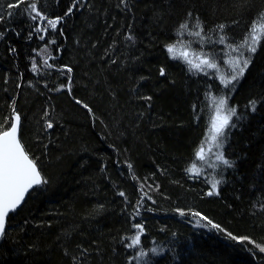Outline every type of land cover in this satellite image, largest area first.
<instances>
[{"label":"trees","instance_id":"16d2710c","mask_svg":"<svg viewBox=\"0 0 264 264\" xmlns=\"http://www.w3.org/2000/svg\"><path fill=\"white\" fill-rule=\"evenodd\" d=\"M10 2L0 0V130L11 122L15 101L21 142L48 183L11 220L0 241V264H73V257L81 259L77 245L89 249L86 264H137L139 249L125 247L133 222L145 229L140 249L148 255L141 264H264V40L232 93L222 90L214 74L190 72L167 52L168 45L182 41L223 59L227 48L215 27L226 25L228 37L240 41L264 11V0H132L131 12L118 10V0H91L92 11L66 18L64 36L57 34L48 48V37L29 39L33 24L26 16L7 15L17 11L7 7ZM70 2L40 0L53 18ZM188 12L193 19L181 30ZM195 17L203 26L201 37L190 34L199 30ZM129 24L137 37L134 47L123 40ZM45 59L51 69L42 64ZM63 66L72 72L61 75ZM69 76L71 93L56 91ZM222 95H230L229 105L245 117L223 146L233 168L195 159L213 101ZM253 99L255 112L246 108ZM49 120L54 127L46 131ZM194 162L199 175L186 171ZM214 180L222 181L220 194L208 196ZM228 233L247 239L232 240Z\"/></svg>","mask_w":264,"mask_h":264},{"label":"snow or ice","instance_id":"6c2138e0","mask_svg":"<svg viewBox=\"0 0 264 264\" xmlns=\"http://www.w3.org/2000/svg\"><path fill=\"white\" fill-rule=\"evenodd\" d=\"M116 8L122 12H131L132 10V0H118L115 5ZM7 7L9 9H15L16 12H8L9 17L13 15H24L33 24L31 31L29 32V39L34 34H39L38 38L40 40H45L48 37V43L44 46L48 48L51 44H56V35L64 36L63 22L66 18L74 15L76 12H80L84 9L92 11L93 4L91 0H71L70 5L67 7L63 15L56 17H49L41 7L40 0H12ZM193 19V13L188 12L186 20L179 25L181 30L188 29V20ZM194 27L199 29L197 31L191 32V35L201 37L203 33V26L199 20V17H195ZM4 20V15L0 14V21ZM108 27H111L109 25ZM226 25L220 24L215 27L213 31L220 33L218 36V42L220 44L226 45L227 52L224 55L228 56L227 60L223 63L226 66V71L223 75H219L218 79L222 85V90H226L227 93H232L235 91L237 84L244 77L246 70L249 68L253 61L254 55L257 53L259 47L261 46V41L264 40V11H261L252 20L248 26L247 33L242 37L240 41H235L234 39L228 37L227 33L224 32ZM3 33H0V39L3 38ZM18 35V33H17ZM119 35V31H117ZM123 40L126 42V46L134 47L136 44L137 37L132 31L131 24L128 25V31L124 34ZM231 41V42H230ZM116 41L113 40L114 46ZM95 47V45H93ZM41 49L40 51H43ZM14 51V49H13ZM107 54V49L105 50ZM175 45H168L167 52L169 54L174 53ZM39 56V52H37ZM180 56L183 58L184 62L189 66V71H195L197 73L203 72L205 75L210 73L207 70H213L212 74L219 71V65L215 63L208 55L201 52L199 55L193 54V58H189V53L182 51ZM176 59V56H172ZM49 59H55V57H49ZM115 63V60L112 61ZM42 64L47 68L51 69L53 65L48 63L45 59ZM37 63L35 58H33L32 71H37ZM65 72L71 73L72 69L68 66H63L60 69V74L64 75ZM160 76H166L165 69L163 67L159 70ZM146 79L141 77V80ZM71 77H68V84L61 85L60 88L55 89L60 91L64 88L71 93ZM47 86V85H46ZM51 90V89H50ZM146 101H151V96L141 97ZM230 95H222L217 100L213 101L212 114L206 125V133L201 141L200 146L195 152V159L198 161H205V146L207 145L208 157H214L216 164L209 163L210 167H215L218 165H223L227 168H233L235 166V161L227 159L223 152V146L225 142L231 135V130L237 128L239 121L243 120L245 117L238 114L237 106L229 105L228 101ZM76 103L80 104L81 101L77 100ZM258 101L253 99L249 100L246 108L251 112L256 111ZM84 108L88 109L89 112L92 110L87 104L83 105ZM149 107L151 105L149 104ZM195 110V105L193 106ZM12 111L14 116L6 129L0 130V241L6 239L8 227L11 220L15 218V214L21 209L22 205L26 201V197L29 196L33 191L40 190L44 185L48 183V180L42 176L41 169L38 166L37 158L30 157L28 151H26L25 146L19 138V132L21 128V117L15 109V101L12 104ZM48 113L45 112V116ZM235 118V120L233 119ZM54 124L49 120L46 122V131L52 129ZM46 147V146H45ZM127 167L129 171L132 170V164L128 163ZM197 168V164L194 162L192 166L186 169L187 172L193 175H199L198 171H194ZM103 171V169H101ZM133 178L136 177L133 175ZM222 183L221 180H214L211 183V190L206 193L208 196L219 195L218 186ZM144 184L141 183L139 190L143 192ZM119 196L123 197L125 203L128 204V198L126 194L121 191L118 193ZM147 196L144 193L133 206V212L130 214L129 219L135 221L140 215V207L142 202ZM151 199L150 196L147 197ZM154 202V201H153ZM100 207H103L102 205ZM181 216L185 215V212L178 210ZM193 216L199 217L200 220H206L208 225L218 231H224L220 225L214 224L210 219L202 216L199 212H191ZM25 224L28 223L27 220L24 221ZM199 224V220L197 221ZM203 226V225H201ZM132 235L129 237V242L125 245L127 249H139L138 255L133 257L137 264H141L144 257L148 255L143 249H140L142 244V237L145 234L144 225L142 222L131 223ZM232 240H240L243 242L246 237L238 238L233 236L231 233L227 234ZM123 242V241H122ZM95 243V242H93ZM80 250V260L78 261L76 257H73V264H86L87 257L89 255V249L83 245L76 246ZM259 247V246H258ZM260 251L264 252V247H260ZM151 252L153 255H158L156 248H152ZM67 254V252L65 253ZM132 264V261H129Z\"/></svg>","mask_w":264,"mask_h":264},{"label":"rangeland","instance_id":"374dc122","mask_svg":"<svg viewBox=\"0 0 264 264\" xmlns=\"http://www.w3.org/2000/svg\"><path fill=\"white\" fill-rule=\"evenodd\" d=\"M182 51L188 52L189 53V58H193V54L199 55L201 52H203L204 54L208 55L209 58H211L215 63H217L219 65V71L214 74L217 77L219 75H223L225 73V71H226V66L224 65L223 61L228 59L227 55H224L223 59L221 57L220 58H213V57H211L213 55H211L210 53H208L206 51H197L194 48H192L190 45L185 44V43H183L181 41L179 44L175 45V51H174V53L171 54V56H176L177 57L176 60L181 61L182 63H184L187 66L188 69H189V66L184 62L183 58L180 56ZM207 71L210 74L213 73V70H207ZM192 72H195V71H192ZM196 74H197V72H196ZM198 74L205 75L203 72H200ZM205 149H206L205 150L206 160L202 161V162H204V163H206L207 161H209V163L210 162H215L214 157H208L207 145L205 146Z\"/></svg>","mask_w":264,"mask_h":264},{"label":"water","instance_id":"95a60500","mask_svg":"<svg viewBox=\"0 0 264 264\" xmlns=\"http://www.w3.org/2000/svg\"><path fill=\"white\" fill-rule=\"evenodd\" d=\"M13 116H14V113L12 114V118H13ZM21 129H22V121H21V128H20V132H19V138H20V135H21ZM27 198H28V196L26 197V200H27ZM26 202V201H25ZM24 205V204H23ZM22 205V206H23Z\"/></svg>","mask_w":264,"mask_h":264}]
</instances>
